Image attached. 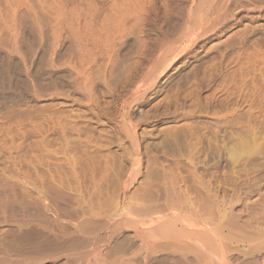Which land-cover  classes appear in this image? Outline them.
I'll use <instances>...</instances> for the list:
<instances>
[{"label": "bare ground", "instance_id": "1", "mask_svg": "<svg viewBox=\"0 0 264 264\" xmlns=\"http://www.w3.org/2000/svg\"><path fill=\"white\" fill-rule=\"evenodd\" d=\"M5 1L25 4L31 0ZM40 1L84 2L88 8L82 9L83 15L100 18L125 42L131 37L136 43L156 37L150 44L164 45L166 40L163 37L165 41L161 42V34L167 32L172 50L217 41L219 32L264 31V0ZM71 9L66 12L69 16L81 14L78 8ZM25 12L22 7L16 10L18 16ZM139 33L153 35L144 40V36L137 37ZM110 73L113 76L114 72ZM110 114L108 110L104 115ZM117 115L121 121L102 123L106 127L103 131L110 135V140L100 141L102 145L94 144L88 137L89 141L83 139L84 144L75 145L82 134V128L77 130L80 136L74 138L75 142L72 140L73 155L67 157L68 162L65 159L68 172L59 177L58 172L54 183L43 184L42 188H8L0 184V264H264L263 144L238 137L211 161L196 162L195 158L193 162L191 158L193 161L179 162L173 158L171 162L153 153L152 142L159 136L152 133L158 132V128L148 129L126 121V110ZM166 127L168 137H164V143L170 136L173 138L176 128ZM176 139L177 135L173 141ZM175 143L171 145H180L179 141L178 145ZM163 149L166 151V147ZM48 175L52 177L51 172ZM43 198L49 201L48 205L41 204L43 200L40 203ZM44 234L51 236L52 248L34 250L35 241Z\"/></svg>", "mask_w": 264, "mask_h": 264}, {"label": "rangeland", "instance_id": "2", "mask_svg": "<svg viewBox=\"0 0 264 264\" xmlns=\"http://www.w3.org/2000/svg\"><path fill=\"white\" fill-rule=\"evenodd\" d=\"M17 6L27 13L18 16ZM85 7L88 8V5L84 2L58 4L31 0L18 4L0 0L2 186L42 188L43 184L54 183L52 180L58 172V177L60 173L63 176L67 174L69 164L65 159L69 161L67 157L73 155L75 145H82L89 140L100 145V141L105 142L109 138L110 135L102 129L106 128L102 123L121 121L117 115L120 110L128 112V118H124L126 121L135 125L139 123L148 129L158 128V132L152 135L159 136L161 141L167 136L164 131L167 125L172 128L179 126V132L174 128L175 135L171 134L173 138L177 135L179 140L173 141L170 136L168 142L171 140V144H174L176 141L175 145L180 143L186 149H180V145L163 146L168 142L160 143L157 139L152 142V146L159 153L154 149L156 156L153 155L161 160L174 161L176 158V161L188 162L194 158L193 162L196 159V162L211 161L229 144L238 141V137L239 140L245 137L264 146V31H247L248 34L246 31L244 34L241 29L219 32L216 33L217 41L172 50L167 32L161 34V42L166 40L165 46L161 43L150 44V40L154 42L156 39H147L153 35L151 33L137 35L138 38L144 36L143 39L149 43H136L132 37L125 42L118 33H112V27L105 26L106 22L100 18L83 15L82 9L86 10ZM71 8H78L82 15L69 16L66 12H70ZM110 72L115 74L111 76ZM83 82L84 85H81ZM106 110L112 114L111 118L104 115ZM77 130H80L81 136ZM176 132L181 135L178 137ZM74 138L79 139L78 144L73 145L76 141ZM183 141L191 142L185 144ZM156 142L166 147V151ZM171 146L172 150L176 149L175 152ZM162 150L167 154H162ZM175 153H182V157L180 155L179 158ZM167 155H170V159ZM183 155L190 157L185 158ZM48 170L52 177L48 175ZM39 201L43 205L49 204L45 198ZM48 212L51 213V210ZM45 237L35 241L34 250L52 248V238Z\"/></svg>", "mask_w": 264, "mask_h": 264}]
</instances>
